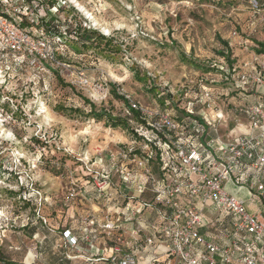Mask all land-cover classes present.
<instances>
[{
    "label": "rangeland",
    "instance_id": "1",
    "mask_svg": "<svg viewBox=\"0 0 264 264\" xmlns=\"http://www.w3.org/2000/svg\"><path fill=\"white\" fill-rule=\"evenodd\" d=\"M247 5V0H57L53 6L50 0H0V15L19 27L28 22L24 31L39 43L33 54H14L0 45V264H84L83 228H75L79 250L66 245L62 232H71L70 206H113L99 196L87 168L99 170L93 163L126 143L124 122L139 119L127 117L121 93L141 107L161 108L168 107L161 103L168 94L180 117L194 95L184 92L185 82L200 76L219 90L224 79L216 70L222 60L233 62L239 48L255 49ZM46 25L64 36L46 34ZM87 37L95 39L84 47ZM51 52L53 59L47 57ZM197 107L194 112H201ZM93 112L105 115L95 119ZM225 113L221 135L246 131L245 120ZM224 188L264 221V208L250 189L231 177ZM71 190L78 193L72 199ZM143 252L147 256L137 264H153L154 255L165 254V244Z\"/></svg>",
    "mask_w": 264,
    "mask_h": 264
},
{
    "label": "built area",
    "instance_id": "2",
    "mask_svg": "<svg viewBox=\"0 0 264 264\" xmlns=\"http://www.w3.org/2000/svg\"><path fill=\"white\" fill-rule=\"evenodd\" d=\"M251 6L256 8L254 0ZM35 43L39 45L18 24L0 15V45L4 50L33 54ZM47 57L53 59V53ZM235 79L243 91L249 90L248 86L253 89L257 103L235 107L234 113L248 126L245 132L226 137L218 130L227 120L228 109L218 107V97L222 99L208 88L202 87L195 100L204 108L200 117L203 126L197 121L184 126L160 108L141 107L129 94L121 93L143 124L134 126L125 144L93 163L99 170L87 168L97 182L99 196L110 202L116 195L124 203L107 211L100 224L101 232L111 240L107 254L102 252L94 259L85 257L87 252L93 253L89 252L91 247L83 249L79 256L86 264H137L138 260L124 248L135 251L161 241L166 252L154 255L153 264H264V221L247 210L245 201L234 198L224 188L231 177L264 205V61L253 55ZM191 86L190 93L195 94L194 84ZM222 103L227 107L231 102ZM188 105L186 112L192 114V103ZM204 127L212 132L211 136ZM193 132L198 134L195 144L185 137ZM154 159L157 174L149 165ZM146 193L149 198H143ZM76 194L71 190L69 198ZM146 212L155 216L151 235L123 227ZM220 218L229 223L219 234L200 233L215 226ZM126 234L133 244L125 240ZM62 240L69 248L80 249L78 239L69 230L62 232Z\"/></svg>",
    "mask_w": 264,
    "mask_h": 264
},
{
    "label": "crops",
    "instance_id": "3",
    "mask_svg": "<svg viewBox=\"0 0 264 264\" xmlns=\"http://www.w3.org/2000/svg\"><path fill=\"white\" fill-rule=\"evenodd\" d=\"M262 3H264V1H262ZM247 8H248V6H247ZM248 10H249V8H248ZM250 12L251 13H245V14H247L245 16L247 17L248 14L249 15L252 14V16L249 19L250 24L248 23L247 28L250 31H253V32L255 31L253 33L252 38H251L255 44V47H254L255 49H252V52H245L244 53V51L239 48V50H236L239 52L237 54H235V56L233 55V57H234V58H232L233 62H230V63L228 62L229 64L227 63V61L225 63V62H223V60H222V62L219 60L222 65L231 67V68H233V70L235 69L237 71H241L243 69V63L244 62H250L252 60L253 55H254L253 52L256 53L257 50L259 49V46L257 45V43L258 42L264 43V12L260 11L257 14H254L252 11H250ZM221 48L226 49L227 47L221 46ZM223 51H225V50H223ZM256 54L259 55L258 57L261 61H264V54H262V53H256ZM216 71L219 72V70H216ZM200 74L202 76L205 75L204 73H200ZM208 75H210L209 76L210 78L213 77V75H211V74H208ZM216 76H217V74H216ZM218 76L221 77L220 72H219ZM198 78H199V80H204L205 82H207L206 78H202L200 76H198ZM198 78H191V79L197 81ZM221 78H229V77H225L223 75ZM222 81H224L225 83L221 82V86L222 85H228V83L226 82L227 80H222ZM186 83H188V81L185 82V84ZM183 86H185V85H183ZM218 86H219V88H218L219 90H216L215 87L213 86V93L218 94L220 96V98L223 99L224 101L232 103V106H230V104H229V106L225 107V105L222 103V101H220V99L218 97V107H220L222 109H228L229 111H231L233 113L236 106H238L242 103L243 104L244 103L249 104L251 102H254L255 97H254L253 89H251L249 91L248 97L247 96L245 97V96H243V94L240 91H238L237 93H232L231 90L228 88V86L226 88V91H225V89H222V87L220 85H218ZM180 90H182V89H180ZM227 92H229V94H227ZM226 94H227V96H224ZM230 97H231V99H230ZM201 108L199 109V107H198V110H201ZM238 117L245 120L241 116H238ZM87 193H91L90 187H88L86 189V195H87ZM143 198H149V194L148 193L144 194ZM256 203L260 209L264 208V205L259 204V201H257ZM245 205H246V202H245ZM114 208H115V206L108 207L106 204H103L101 202H97V203L80 202L79 204L72 205L68 208V215H69L70 219L72 218V220L70 221V225L68 227L71 230V234L73 236L77 237V235L80 234V232H77L75 228H78V227L81 228L82 227L83 228L82 231L84 232L83 239L85 238V240H83V242L86 244L87 242H85V241L86 240L88 241V243L86 244V247H87L86 249H89L88 247H91V249H92L89 252L92 251L93 253L90 254L87 252L85 257H93L94 259H97V256H100V254H102V252L104 253V255L107 254V249L111 246V240L109 238H107L101 232L100 224L103 222L104 217L106 215H108L107 211H109V210L113 211V210H115ZM246 208H247V206H246ZM247 210L250 213H253V214L260 216L256 212H253L250 208L249 209L247 208ZM151 215L153 216L152 212H150V213L146 212L143 215V217H144V219L147 220V219L151 218ZM77 218L80 219L81 225H78V226L76 225ZM219 220L220 221H218V222L215 221L216 222L215 226H213L212 228H208V229H202L200 231V233H202L204 236H206V235L211 236V235L219 234L220 231L224 230L225 227L227 226V224L229 223V220H227V219L223 220L222 218H220ZM127 227H129V226H127ZM68 228H66V229H68ZM124 237H125V240L130 242V244H133V241L127 236V234ZM77 238H79V237H77ZM88 244H89V246H88ZM143 249L139 248V249H136L134 251V250H131L129 248H127V249L124 248V252L129 253L130 256H133V258L135 260H139V257L141 258V260H143L147 256V254L143 252ZM75 256L76 255L74 253V256L71 259L74 260ZM84 264H86L85 261H84ZM94 264H101V263L100 262H94Z\"/></svg>",
    "mask_w": 264,
    "mask_h": 264
},
{
    "label": "trees",
    "instance_id": "4",
    "mask_svg": "<svg viewBox=\"0 0 264 264\" xmlns=\"http://www.w3.org/2000/svg\"><path fill=\"white\" fill-rule=\"evenodd\" d=\"M252 1L253 0H247V4H248L247 6H248V8H249L250 11L253 12L255 10L254 11L255 13L253 12L254 14H257L260 11H263L264 12V3H262V1H264V0H254L256 2V8L255 9H252V6H251ZM55 3H57V0H50V5L51 6L55 5ZM21 17H22V19H24L23 18L24 16H21ZM41 22H44V19H42ZM23 26H26V27L29 26L28 25V22L22 21V24H20L21 29H23ZM65 31H66V33H70L69 27L66 28ZM45 32H46V34H49L51 36H56L58 38L59 37L61 38L62 36H64L63 33H65V32L62 33L61 30H59L58 28L51 27L49 25H46V31ZM92 38L93 37H87V39L81 40L82 45H84V47H87L85 45H88V43L90 41H92V40H90ZM93 39H95V38H93ZM257 45L259 46V49L257 50L256 53H262V54H264V43L258 42ZM220 54L223 55V52L220 53ZM51 61L52 62H55V58H54V60H51ZM188 61L189 60H186L185 62L187 63ZM191 64L193 65V63H191ZM194 68H196V66H194ZM219 72L221 74H223L225 77H229V78H223V79L224 80H227L226 82L228 83V88L231 90L232 93H237L238 91H240L243 94V96H245V97L247 96L248 97V93L251 90V87L248 86L249 87V90H246V91H243L242 88H239L238 82L235 79L237 70H235V69L233 70V68H231V67L221 65L220 68H219ZM222 82L224 83V81H222ZM193 84H194L193 88H194L195 94L192 97L193 100L190 101L191 103H193V101H195L197 99V93H199L201 91L202 87L208 88V89H210V91H213V86L209 85L210 82H208V81L205 82L204 80H199V78H198L197 81L195 83H193ZM193 84H190V82H188L183 87L184 90H186L184 92L188 93L189 94V97H191L190 89L192 87L191 85H193ZM161 94H165V93H161ZM171 98L172 97H170L168 94H167L166 97L161 98L163 100V101H161V103H164V105L165 106H168V107H164V108L158 107V108H160L163 112L167 113L175 121H178V122L183 123L184 126L185 125H188L192 121H197V123L199 125H202L203 126V122L200 119L203 109L201 108V105L199 103L194 102L193 104H194V106H195V104H197L199 106V109L201 108V110H202L201 112H198V113L194 112V106H192V112L193 113L192 114H188L186 112V108L183 107V110L184 111H182L183 113L179 117L177 114H175L176 111L171 106L172 105V99ZM254 103H257V100L256 99H254V102H251L249 104H254ZM158 104H160V103H158ZM126 109H127L126 110L127 117H129L130 121H131V116H132V118H135V119L139 118L138 112H136L134 110H131L129 108L128 103L126 104ZM103 115H105V114H95L94 112L92 113V116L95 117V119H101L103 117ZM110 119H111V121H114L113 118L110 117ZM141 124H143V122L139 118V119H137V121L124 122V128L128 130V135H131L133 133L134 126L135 125H141ZM112 125L114 127L121 126L120 122H115V123L113 122ZM203 129L205 130V132L207 131L206 133H208L209 136L212 135V132L207 127H204ZM197 136H198L197 132H193L191 134L186 135L185 137H186V139L190 143L195 144L196 141H197ZM149 165L152 168L153 172L155 174H157V172H158V164H157V161L155 159L154 160H150L149 161ZM110 202L114 206L115 205L122 206V204L124 203V201L121 198H119L118 196H116V195L113 196V198L110 200ZM154 220H155V216L154 215L153 216L151 215V218L150 219H147V220L144 219V217L142 215H140L136 219H133L131 222H128L126 224L124 223L123 224V227L126 228V229L135 228V229L139 230V232L141 234L143 233V234L151 235L152 232H153V229H154V225H155ZM127 226H129V227H127Z\"/></svg>",
    "mask_w": 264,
    "mask_h": 264
}]
</instances>
